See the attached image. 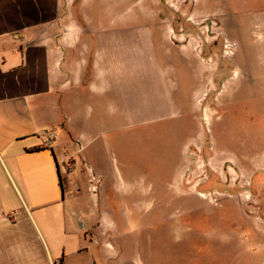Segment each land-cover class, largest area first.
Returning <instances> with one entry per match:
<instances>
[{"label":"crops","instance_id":"1","mask_svg":"<svg viewBox=\"0 0 264 264\" xmlns=\"http://www.w3.org/2000/svg\"><path fill=\"white\" fill-rule=\"evenodd\" d=\"M163 4L0 0V264H122L117 240L109 247L101 237L109 227L99 198L83 193L135 180L134 171L98 166L86 151L113 149L127 129L157 118L189 115L205 90L189 60L204 40L173 30ZM230 4L237 24L223 33L227 42L264 52V0ZM163 164L172 180L178 162ZM81 169L94 178L86 189Z\"/></svg>","mask_w":264,"mask_h":264},{"label":"rangeland","instance_id":"2","mask_svg":"<svg viewBox=\"0 0 264 264\" xmlns=\"http://www.w3.org/2000/svg\"><path fill=\"white\" fill-rule=\"evenodd\" d=\"M163 2L173 30L204 40L189 57L204 74V96L187 116L127 129L113 149L89 148L98 166L132 167L136 179L105 180L84 198H99L109 227L101 237L109 247L117 240L122 264H264V52L227 42L223 33L237 24L230 0ZM164 161L178 162L172 180ZM84 174L79 183L94 184Z\"/></svg>","mask_w":264,"mask_h":264},{"label":"trees","instance_id":"3","mask_svg":"<svg viewBox=\"0 0 264 264\" xmlns=\"http://www.w3.org/2000/svg\"><path fill=\"white\" fill-rule=\"evenodd\" d=\"M42 149L43 148L38 147V148L28 149L27 152H37V151H40Z\"/></svg>","mask_w":264,"mask_h":264},{"label":"built area","instance_id":"4","mask_svg":"<svg viewBox=\"0 0 264 264\" xmlns=\"http://www.w3.org/2000/svg\"><path fill=\"white\" fill-rule=\"evenodd\" d=\"M91 181H94V178H92Z\"/></svg>","mask_w":264,"mask_h":264}]
</instances>
